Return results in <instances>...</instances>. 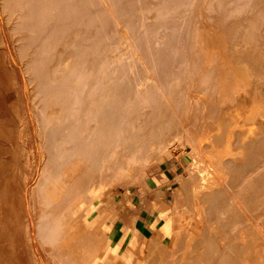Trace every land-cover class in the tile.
Segmentation results:
<instances>
[{"label":"rangeland","instance_id":"rangeland-1","mask_svg":"<svg viewBox=\"0 0 264 264\" xmlns=\"http://www.w3.org/2000/svg\"><path fill=\"white\" fill-rule=\"evenodd\" d=\"M207 5L208 0H194L165 17L167 25L181 23L174 37L157 41L161 27L145 31L164 89L170 95L174 86L179 87L174 107L178 117L143 120L145 95L132 93L138 96V106L133 113L122 111L116 138L100 141L93 156H82L77 185L69 181L65 187L67 181L53 177L51 161L45 171L47 154H41L31 121L32 140L18 171V179L26 176L27 181L24 220L19 209L6 204L5 194L0 196V264H24L17 247L27 264H121L114 262L119 257L106 253L126 247L113 248L103 220L116 221L128 199L136 204L143 200L146 212L164 218L160 242L140 243V249H192L214 233L223 244L212 251L225 253V246L241 241L254 226L264 233V22L257 14L264 11V0H248L245 9L228 17L209 13ZM14 22L13 15L10 24ZM0 23L3 34L12 33L6 20L0 18ZM14 43L8 58H14L19 97L26 104L22 116L30 118L32 104ZM162 67L168 70L162 73ZM121 100L125 106L124 95ZM11 151L0 131L2 182L11 173ZM172 163L180 175L167 194L168 208L156 179ZM52 185L59 189L55 199L48 196ZM207 190H214L215 201L202 200ZM236 195L246 204L245 218L236 213ZM15 227L20 241L14 239ZM260 249L262 260L264 247ZM225 255L219 256V263L229 258L225 264H247L245 256L235 261L230 253L227 259Z\"/></svg>","mask_w":264,"mask_h":264},{"label":"bare ground","instance_id":"bare-ground-1","mask_svg":"<svg viewBox=\"0 0 264 264\" xmlns=\"http://www.w3.org/2000/svg\"><path fill=\"white\" fill-rule=\"evenodd\" d=\"M247 1L208 0L207 9L211 14L228 17L236 9H245ZM193 3L194 0H0V18L6 20L12 32L3 34L0 23V131L12 148L13 164L3 182L0 177V196L5 194L6 204L19 209L23 220L27 181L26 176L18 179V171L24 150L32 140V122L41 154H47L43 168L46 171L51 161L53 168L49 172L67 181L66 187L69 181L79 183L82 156H93L100 141L118 136L122 111L133 113L138 106V96L132 93L145 95L147 112L141 114L143 120L165 119L171 114L178 117L174 107L178 105L179 87L174 86L170 95L164 89L159 67L151 57L154 48L145 31L161 27L162 35L157 41L174 37L181 23L167 25L165 17ZM263 12L260 9L257 14L264 22ZM13 15L15 22L11 25ZM11 41H15V57L32 104L30 118L21 113L26 104L19 97L14 58H8ZM167 70L161 68L162 73ZM256 126H261L260 121ZM213 191H205L202 200L215 201ZM58 193L59 189L50 186L49 198L55 199ZM232 197L237 199L233 201L237 215L245 218L244 200L237 195ZM4 216L8 218L7 213ZM14 233V239L20 241L16 227ZM246 233L241 241L225 246V253L212 251H218L217 245L223 241L220 243L217 235L211 233L181 264H225L230 262L228 253L233 256L231 260L245 256L247 264H264V258L259 260L263 256L260 248L264 247V233L255 226ZM17 249L27 264L22 248ZM223 255L227 261L219 263V256Z\"/></svg>","mask_w":264,"mask_h":264},{"label":"crops","instance_id":"crops-1","mask_svg":"<svg viewBox=\"0 0 264 264\" xmlns=\"http://www.w3.org/2000/svg\"><path fill=\"white\" fill-rule=\"evenodd\" d=\"M231 160V162H234L232 158ZM176 165V163H172L165 166L160 176L156 177L159 190L163 194L161 197H166L168 208L170 207V196H167V194L170 192V188L176 185V179L180 175L178 173L180 169L178 170ZM236 165L240 166L243 164L236 161ZM159 199L161 200L162 198ZM138 202L136 204L130 199L126 200L125 204H123V209L118 213L116 221L103 220L104 226L108 229L106 237H108L110 243H113V248L122 249L126 247L119 251H107L106 255L119 257L117 259L114 258V262L121 264H181L184 260L190 259L195 247L199 248L200 246H191L192 249L190 246L140 249V243H145L146 241L150 243L153 239H157L160 242L161 238H163L161 230L164 225L161 220H164V218L160 217L158 213L151 215L146 212L145 202L143 200ZM133 214L134 216L130 217ZM157 216L158 218L156 219ZM153 230L155 231L154 236H152ZM165 258L166 260H164ZM160 261L163 262L159 263Z\"/></svg>","mask_w":264,"mask_h":264}]
</instances>
